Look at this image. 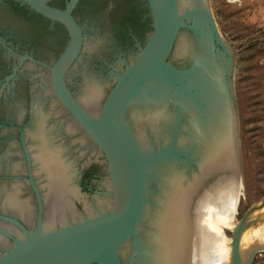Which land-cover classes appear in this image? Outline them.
<instances>
[{
    "label": "water",
    "instance_id": "1",
    "mask_svg": "<svg viewBox=\"0 0 264 264\" xmlns=\"http://www.w3.org/2000/svg\"><path fill=\"white\" fill-rule=\"evenodd\" d=\"M48 1L0 0V35L45 62L8 75L0 48V264H239L248 222L224 259L211 218L240 177L206 0Z\"/></svg>",
    "mask_w": 264,
    "mask_h": 264
},
{
    "label": "rangeland",
    "instance_id": "2",
    "mask_svg": "<svg viewBox=\"0 0 264 264\" xmlns=\"http://www.w3.org/2000/svg\"><path fill=\"white\" fill-rule=\"evenodd\" d=\"M206 4L231 57L232 124L236 125L241 184L232 227L213 223L220 230L218 236L221 234L228 255L232 228L247 218L236 247L243 256L245 233L249 244L257 240L264 245V0H206ZM247 264H264V249L248 257Z\"/></svg>",
    "mask_w": 264,
    "mask_h": 264
},
{
    "label": "bare ground",
    "instance_id": "3",
    "mask_svg": "<svg viewBox=\"0 0 264 264\" xmlns=\"http://www.w3.org/2000/svg\"><path fill=\"white\" fill-rule=\"evenodd\" d=\"M206 7H207V4H206ZM235 183H236L237 187L234 188V186H233L226 193V196H225V199H224V215H211V218H212L213 222H215V224L218 223V221H219V223H221V224L225 223V224H223L224 227H225V225H227V227L228 226L232 227V224H233L232 220H233V217H234V212H235V209H236V205H237V201H238V197H239V193H240V187H241V184L239 183V179H237V181ZM248 217H251V216L248 215ZM244 222L245 223L248 222L247 218L244 219ZM219 223L217 224V226L219 225ZM217 226H216V228H217ZM220 227H221V225H220ZM239 228H240V226L237 223L232 228V230L234 232H236V231H238ZM244 228L242 230L241 229L239 230L240 232L238 234V238H240V235H241V233H243L242 231L244 230ZM218 231H220V230H218ZM262 234H263L262 232L259 233L260 237L262 236ZM220 235L218 236V239H217V256L226 259V257H227L226 253H227V249L228 248H226V246H224V241L222 239V236H220ZM242 238H243V240H245L244 245L246 246L247 243H248L247 245H249V246H246V249L248 250L249 254H251L252 252L257 251L258 249H264V245L263 244H258L257 240H256L257 242L253 240L252 243L249 244V241H248L249 240V236H247L246 233H245V235ZM257 238H258V236H257ZM239 242H240V239H239ZM231 247H232V245H231ZM237 255H238V260H239L240 252L239 253L237 252ZM240 256H241L240 257L241 260L242 259L243 260H242V262L239 261V264H244L245 258H242L243 256L245 257L244 251H243V256H242V253H241Z\"/></svg>",
    "mask_w": 264,
    "mask_h": 264
},
{
    "label": "flooded vegetation",
    "instance_id": "4",
    "mask_svg": "<svg viewBox=\"0 0 264 264\" xmlns=\"http://www.w3.org/2000/svg\"><path fill=\"white\" fill-rule=\"evenodd\" d=\"M63 1V3H64V6H65V3L68 1V0H62ZM49 2V1H48ZM79 3H81V0H78V2H77V4H76V6H75V8L76 7H78L79 6ZM49 4L50 5H52V6H56V7H59V8H61L60 7V5H57V4H53L52 2H49ZM15 5H17V4H15ZM19 5V4H18ZM19 6H24V7H20V8H26L28 11H30V12H32V13H34V14H36V15H38V16H41V17H43L42 15H40V14H38V13H36V12H34L33 10H31L29 7H27L26 5H24V4H21V5H19ZM64 6H63V8H64ZM75 8L73 9V12H72V14H73V16L75 17V15H74V10H75ZM43 18H45V17H43ZM76 18V17H75ZM48 22H50V23H57V24H59V25H61L63 28H64V26L62 25V24H60L59 22H56V21H52V20H49V19H47V18H45ZM77 20V19H76ZM65 29V28H64ZM66 30V29H65ZM66 33H67V31H66ZM0 37L4 40V42L6 43V46L7 47H9L10 49H11V51H9L7 48H5L4 46H2V45H0V48L1 49H3V50H5V51H7V53L9 54V58H17L18 59V61L16 62V64L14 65V66H12L11 67V69H9V74L8 75H10V74H13V72H14V74H16V71L21 67V65L23 64V63H25V62H30V63H32V64H36V65H40V64H38V63H35V62H32V61H30V60H24L23 62H22V64L21 65H19V67L16 69V70H14V67H16V66H18V64H19V61H20V58H19V56L18 55H29V56H31V57H33L35 60H38V61H41L40 59H38L37 57H35L32 53H29V52H24V53H19V52H17L10 44H9V42L4 38V37H2L1 35H0ZM66 44V43H65ZM65 46V45H64ZM63 46V47H64ZM63 49V48H62ZM62 51V50H61ZM60 51V52H61ZM60 52H59V54H60ZM58 54V55H59ZM58 57V56H57ZM56 57V58H57ZM41 62H44V61H41ZM45 63V62H44ZM42 66V65H41ZM13 74V75H14ZM7 75V76H8ZM7 76L5 77V79L6 80H8L7 79ZM19 135H20V133H18V138H19ZM20 140V139H19ZM22 147V146H21ZM23 150V149H22ZM25 165H26V160H25ZM93 174V173H92ZM92 174H90V175H92ZM89 175V176H90ZM41 191V190H40ZM41 194H42V192H41ZM33 210H34V213H33V215H32V217H33V224L32 225H29V224H27L22 218H18L28 229H30V230H32L33 229V227H34V225H35V222H36V215H37V203H36V198H35V196H34V194H33ZM42 201H43V209H44V214H43V219H42V224H43V228H44V222H45V215H46V205H45V201H44V198H43V196H42ZM21 212H25L24 211V209H22L21 210ZM2 214H5V213H2ZM5 215H10V214H5ZM10 216H12V215H10ZM13 217H15V216H13ZM17 218V217H16Z\"/></svg>",
    "mask_w": 264,
    "mask_h": 264
},
{
    "label": "trees",
    "instance_id": "5",
    "mask_svg": "<svg viewBox=\"0 0 264 264\" xmlns=\"http://www.w3.org/2000/svg\"><path fill=\"white\" fill-rule=\"evenodd\" d=\"M79 4H80V3H79ZM63 6H64V3H63V1H62V3L60 4V7L63 8ZM20 7H24V6H20ZM75 9H77V7H76ZM89 175H90V173L87 174V176H89Z\"/></svg>",
    "mask_w": 264,
    "mask_h": 264
}]
</instances>
